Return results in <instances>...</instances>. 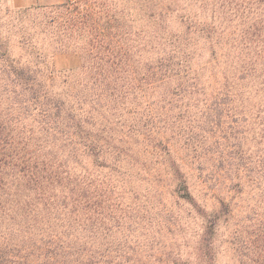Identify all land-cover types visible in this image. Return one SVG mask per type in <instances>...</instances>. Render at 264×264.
<instances>
[{"label":"trees","instance_id":"trees-1","mask_svg":"<svg viewBox=\"0 0 264 264\" xmlns=\"http://www.w3.org/2000/svg\"><path fill=\"white\" fill-rule=\"evenodd\" d=\"M128 7L0 15V264H216L224 225L244 264H264V0ZM65 52L82 65L61 75L50 61ZM243 194L251 232L234 228ZM156 197L168 233L172 206L200 221L194 262L156 243Z\"/></svg>","mask_w":264,"mask_h":264},{"label":"rangeland","instance_id":"rangeland-1","mask_svg":"<svg viewBox=\"0 0 264 264\" xmlns=\"http://www.w3.org/2000/svg\"><path fill=\"white\" fill-rule=\"evenodd\" d=\"M66 0H0V15H2V12H4L6 9L9 10H18V9H24L34 6H52V5H59L64 3ZM103 4L111 5H117V8L119 10H122L124 12L129 11L130 6V0H94ZM40 21V20H38ZM11 28V26L9 25ZM12 29V28H11ZM44 31L43 26L37 25L34 30L32 31V34H35L38 36L39 41L43 42L44 48H49L51 44L48 43L46 39V34ZM50 63L53 64L54 69L57 70L61 75L69 74L76 72L81 65V58L78 54L69 52V53H58L54 57ZM189 182L193 188V193L195 197L200 202H205L209 208H212L215 200L211 196V194H208L204 196L201 190V186L198 179V174L195 170H189ZM202 192V193H201ZM243 196L245 199L244 201L241 200V197ZM239 197H236V203L239 206L240 210H237V215L235 216L234 221V228H239L241 230L245 231H253L256 227V221H255V215L253 211H250L249 208L252 207V202L247 199L246 197L248 194L240 195ZM159 197H156L155 199H150L151 201V210L153 209V215L151 214V210L148 213V218L152 226L155 228L154 231L158 230L160 231V234H156V243L159 244V246H166L168 250L178 252L180 255L181 260L189 259V261L194 262L196 255L195 250H197V237L199 235L200 221L196 218L194 220H191L189 223L185 224L187 221L186 219L180 220V217L182 215H186V211L190 210L191 207L189 205L181 204L180 207L178 206H172V209L174 213L176 214V218L179 217V223H177V227H174L173 232L168 233V229L172 228V225L167 223L164 219L165 217V207H163V203L159 202ZM260 200H263V198H259ZM168 205H172V202L170 200V197L167 196L165 200ZM169 201V202H168ZM171 203V204H170ZM175 205V204H173ZM164 210V211H163ZM261 214H264L262 210L257 211ZM180 214V215H179ZM178 216V217H177ZM180 224L182 225L180 229ZM232 225L228 227V225L221 226L218 236H217V242L216 245L218 246V249L216 251V264H244L248 261V258L243 256H240V254H237L232 249V245L227 243L228 238V229L229 232L231 231Z\"/></svg>","mask_w":264,"mask_h":264}]
</instances>
